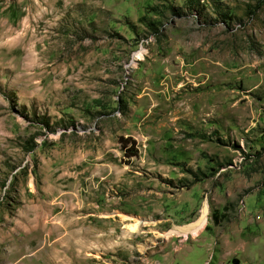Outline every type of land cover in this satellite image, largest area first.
Listing matches in <instances>:
<instances>
[{
  "label": "rangeland",
  "instance_id": "rangeland-1",
  "mask_svg": "<svg viewBox=\"0 0 264 264\" xmlns=\"http://www.w3.org/2000/svg\"><path fill=\"white\" fill-rule=\"evenodd\" d=\"M0 264H264V0H0Z\"/></svg>",
  "mask_w": 264,
  "mask_h": 264
},
{
  "label": "bare ground",
  "instance_id": "bare-ground-1",
  "mask_svg": "<svg viewBox=\"0 0 264 264\" xmlns=\"http://www.w3.org/2000/svg\"><path fill=\"white\" fill-rule=\"evenodd\" d=\"M203 213H204L203 217L199 221L195 222L192 225L182 228L181 233L183 234L191 233L193 236H197L207 223V216H208L207 207L204 209ZM174 234H179V232L174 231V232L169 233L167 236H171Z\"/></svg>",
  "mask_w": 264,
  "mask_h": 264
},
{
  "label": "trees",
  "instance_id": "trees-1",
  "mask_svg": "<svg viewBox=\"0 0 264 264\" xmlns=\"http://www.w3.org/2000/svg\"><path fill=\"white\" fill-rule=\"evenodd\" d=\"M119 142L121 144V147L124 149L128 144H131V148L133 152L128 156L129 158L136 157L137 148H136V142L135 140H132L131 138H124L120 137Z\"/></svg>",
  "mask_w": 264,
  "mask_h": 264
}]
</instances>
